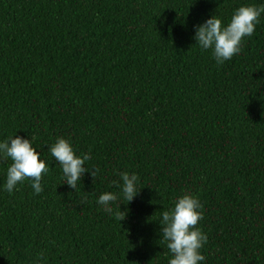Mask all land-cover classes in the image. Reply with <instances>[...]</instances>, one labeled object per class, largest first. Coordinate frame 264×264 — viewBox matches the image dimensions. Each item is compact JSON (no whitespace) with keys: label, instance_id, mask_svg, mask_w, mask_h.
Instances as JSON below:
<instances>
[{"label":"trees","instance_id":"obj_1","mask_svg":"<svg viewBox=\"0 0 264 264\" xmlns=\"http://www.w3.org/2000/svg\"><path fill=\"white\" fill-rule=\"evenodd\" d=\"M249 5L264 0H0V142L49 165L40 194H10L0 154V264H168L159 222L184 194L202 204L199 264H264V13L223 64L194 39ZM58 138L91 156L76 190ZM121 172L139 177L128 203Z\"/></svg>","mask_w":264,"mask_h":264},{"label":"clouds","instance_id":"obj_2","mask_svg":"<svg viewBox=\"0 0 264 264\" xmlns=\"http://www.w3.org/2000/svg\"><path fill=\"white\" fill-rule=\"evenodd\" d=\"M262 13L264 5L241 6L234 11L226 26L220 18L213 15L203 24L195 26L194 39L202 49H212L217 64H223L241 51L242 41L245 37L252 36ZM9 141L0 142V154L12 161L7 169L5 190L11 194L18 190V184L30 179L34 193L40 194L43 191L42 177L49 172V165L40 159L29 139L15 136L10 137ZM50 151L62 166L66 184L76 190L84 173L89 171L85 162L91 159L90 154L77 156L70 142L63 138H58ZM98 171L99 169H92L90 175L94 178ZM119 175L123 182V199L127 203L131 202L140 190L137 187L139 177L128 172H121ZM118 198V193L105 192L99 196L97 203L104 212L114 214L115 219L120 222L126 219L128 210L120 211L118 205V210L114 211L112 205ZM201 209L202 204L197 197L184 194L176 200L171 210L162 212L159 222L162 226L161 239L167 242L171 253L168 264H199L205 260L200 249L207 243V235L197 227L203 219Z\"/></svg>","mask_w":264,"mask_h":264}]
</instances>
